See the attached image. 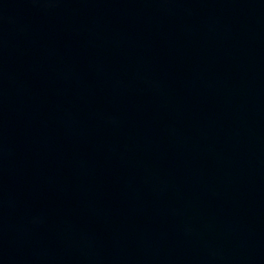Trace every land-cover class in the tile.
Segmentation results:
<instances>
[{
  "label": "water",
  "instance_id": "95a60500",
  "mask_svg": "<svg viewBox=\"0 0 264 264\" xmlns=\"http://www.w3.org/2000/svg\"><path fill=\"white\" fill-rule=\"evenodd\" d=\"M261 12L264 0H0V90L139 63Z\"/></svg>",
  "mask_w": 264,
  "mask_h": 264
}]
</instances>
